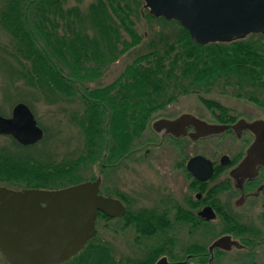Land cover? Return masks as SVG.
I'll return each instance as SVG.
<instances>
[{"label": "trees", "instance_id": "obj_1", "mask_svg": "<svg viewBox=\"0 0 264 264\" xmlns=\"http://www.w3.org/2000/svg\"><path fill=\"white\" fill-rule=\"evenodd\" d=\"M65 1L3 0L0 22L14 41L13 53L21 65L18 73L27 84L44 89L50 98L79 100L81 107L71 117L84 136L81 153L73 159L42 161L30 153H14L35 152L31 149L39 140L23 144L11 136L13 146L0 145V182L56 188L85 180L78 173L80 164L101 158L103 167L102 162L117 159V152L130 156V150L144 147L143 134L153 113L178 93L200 94L219 118L229 116L232 109L202 92L230 85L236 89L234 94L260 101L264 47L255 36H264V32L252 31L232 40L197 41L176 18L151 13L145 0L147 17L175 24L172 35L157 31L113 80L89 86L108 63L141 43L134 23L139 0H91L85 9ZM177 208V220L196 223ZM219 212L224 219L222 232L240 235L245 245L255 243L257 227ZM124 218L125 225L131 224L145 236L163 232L175 222L166 209L149 207L127 210ZM165 244L151 248L144 258L126 259L121 264H151ZM186 252L199 261H206L209 255L203 244L198 250L189 244ZM76 260V264H120L94 235L59 264Z\"/></svg>", "mask_w": 264, "mask_h": 264}, {"label": "rangeland", "instance_id": "obj_2", "mask_svg": "<svg viewBox=\"0 0 264 264\" xmlns=\"http://www.w3.org/2000/svg\"><path fill=\"white\" fill-rule=\"evenodd\" d=\"M90 1L66 0L65 4L78 3L82 9H85ZM143 3V0H139L137 6L138 16H134L135 28L142 36L141 43L108 63L99 78L88 82L89 86L106 84L113 80L133 56L143 50L141 47L157 31H161L165 35H172L173 29L176 27L175 24L147 17V8L143 7ZM2 4L3 0H0V9ZM247 34L249 35L250 32ZM255 38L259 39V43L264 47V36L256 35ZM13 46L14 41L11 35L0 22V114L10 115L13 105L18 101H24L31 108L37 123L43 129L42 138L39 139L34 149H31L35 152L14 153H30L42 161L76 158L81 153L84 136L80 125L72 119L71 114L80 109L79 100L50 98L44 93V89L27 84L18 73L21 65L13 53ZM235 92L236 89L233 86L218 85L201 94L219 100L232 110L264 114V92L257 94L260 101H252L238 96L234 94ZM176 96L158 107L154 112L155 115L171 114L188 109L201 113L205 118L214 117L213 110L203 102L200 94L191 91L178 93ZM144 134L149 139V136H151L150 127L145 130ZM10 137L9 134L0 133V145L10 144L13 146ZM143 148L145 146L141 147V149ZM161 155L160 161L156 160V165L149 163L148 160L126 161L127 166L121 173L118 169L105 172L106 169L101 166V158H98L94 162L87 161L80 164L78 173L83 179H93L100 174L102 176L101 188H109V193H116L117 186L124 183L123 188L133 200V203L130 204L133 208L140 205H166L174 213L177 204L182 202L184 194H187L185 181L179 177L181 175L178 173L179 170L171 166L170 160H167L168 157L165 159L162 152ZM172 165L174 166V164ZM236 212L237 219L258 228V232L254 237L255 243L246 245L247 247L244 249L233 248L229 251L216 252L210 261H208V256L206 261H199L197 257H190L187 260L188 262L184 264H264V195L249 204H245ZM120 223L121 221L114 219L110 221L98 219L94 234L95 241L110 246L111 254L120 264L126 259L144 258L153 246L164 241L168 242V240H165L164 233L156 235L155 239L141 237L139 241H136L137 232L134 227L131 224L119 227ZM223 226L224 220H220L218 217L205 223L199 231L194 229L190 222L175 221L171 229L168 230V233L172 235V240L164 247V251L171 254L169 255L171 259L173 257L177 259L186 255L185 248L189 244H194V241L203 244L207 249L209 242L216 235L222 233ZM259 236L262 238L259 239ZM76 262L77 260L70 262V264H76ZM0 264H9L1 252Z\"/></svg>", "mask_w": 264, "mask_h": 264}, {"label": "water", "instance_id": "obj_3", "mask_svg": "<svg viewBox=\"0 0 264 264\" xmlns=\"http://www.w3.org/2000/svg\"><path fill=\"white\" fill-rule=\"evenodd\" d=\"M151 13L174 17L186 26L194 40H232L252 31L264 32V0H145ZM158 122L164 123L165 119ZM205 134L222 125L205 120ZM0 132L10 133L23 144L38 141L43 129L27 103L16 102L9 116L0 114ZM262 141H258L260 147ZM188 169L207 179L212 162L201 154L188 160ZM100 176L56 188L0 185V252L9 264H54L66 261L95 232L97 210L121 215L123 203L98 193ZM200 213L211 219L206 205ZM228 239L216 238L209 248ZM160 257L153 264H180Z\"/></svg>", "mask_w": 264, "mask_h": 264}, {"label": "flooded vegetation", "instance_id": "obj_4", "mask_svg": "<svg viewBox=\"0 0 264 264\" xmlns=\"http://www.w3.org/2000/svg\"><path fill=\"white\" fill-rule=\"evenodd\" d=\"M162 119H165L166 122H158ZM203 120L211 124L222 125V127L219 131L205 134L201 122ZM148 127L151 129V136L148 139L146 138L147 135L143 134L145 140L142 145L145 148L130 150V156L128 153L120 155L121 152H117L116 160L102 162L103 169H106L105 172L118 169L119 173H121L127 166L126 161L148 160L149 163L156 165L157 161H160L162 152L165 155V159L168 157L167 160H170L171 166L179 170L178 173L181 174L179 177L185 181L187 194H184V200L177 204L174 213L166 205H140L133 208L130 205L133 200L123 188L124 183L117 186L116 193H109V188H101L102 176L98 174L93 178L100 176L98 193L119 199L124 205V212L121 215H110L98 209L95 217V232L98 219H104L105 221L114 219L121 221L119 227L127 226L124 218L126 211L137 210L141 207L155 208L158 211L166 209L172 220L187 223L176 219L178 206L183 213H189L195 219L196 223L190 222V224L199 231L205 223L211 222L217 217L220 220H224L219 211H222L226 218H236L237 209L264 195V114L232 110L227 117L219 118L214 115V117L205 118L199 112L185 109L171 114L155 115L154 113ZM5 134L11 135L10 133ZM259 140L262 141L260 147H258ZM103 153L104 156L107 155V152ZM196 154H201L212 162V174L207 179H200L194 176L188 169L189 158ZM0 185L11 188L26 187H16L8 183H0ZM206 205L211 206L215 212V216L211 219H206L200 213ZM169 229L159 233L154 231L149 236L137 233L135 239L136 241H139L141 237H152L155 239L156 235L164 233L165 240L170 242L172 235L168 233ZM222 235H227L228 239L209 248L212 242ZM168 242H166V246ZM193 243L196 250L201 248L202 244L198 241ZM104 245L108 249L110 248L105 243ZM156 246L153 247L156 248ZM246 247L240 235L233 232H222L216 235L207 245L208 261L213 258L216 252L229 251L233 248L244 249ZM191 253L186 252L183 258L171 259L169 256L171 254L163 250L151 264L160 257H166L169 261H181L180 264H183Z\"/></svg>", "mask_w": 264, "mask_h": 264}]
</instances>
